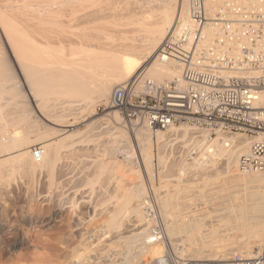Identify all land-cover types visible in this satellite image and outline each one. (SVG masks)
Instances as JSON below:
<instances>
[{"label": "bare ground", "instance_id": "6f19581e", "mask_svg": "<svg viewBox=\"0 0 264 264\" xmlns=\"http://www.w3.org/2000/svg\"><path fill=\"white\" fill-rule=\"evenodd\" d=\"M151 1L153 0H0V190L10 185L16 177L17 180L18 177L19 180L26 179L28 181L26 184L33 183L37 177H41V184L44 186L42 188L46 189L42 194L39 191L44 202L40 200L50 206L49 216L40 221L46 226L68 208V203L63 200L65 185H68V182L64 183L66 180L64 177L70 171L65 172L66 169L63 171L61 161L65 165L75 145H80L86 137L88 138L76 129V125L85 121L84 111L92 115L94 104L97 103L104 105L108 110L103 120L86 124V129H94L97 125L98 129L105 131L107 128H117L115 136L110 141H101V138L98 141L90 140L89 144L96 149L97 154L91 155L92 159L89 157V161L86 159L89 163L86 167L93 170L90 169L93 181L101 179L102 176L111 178L116 176L118 169L126 167L121 162L119 163L122 165H118L117 159L115 161L112 155L119 151L120 143L131 145L122 117L109 105L113 88L131 79L136 82L137 92L143 91L147 80L156 85L174 83L182 86L181 66L173 60L161 61L157 58V51L176 18L179 16L183 22L188 20L186 5H179L177 0H154L159 7L151 13L140 5ZM227 4L247 10H261L264 7V0H214L207 5L208 15L214 16ZM207 33L211 35L212 31L209 30ZM89 103L93 105L88 106ZM104 125L105 127H101ZM131 130L134 142L146 162V164L143 162L146 169L147 165L152 164L153 158L157 166H166L165 156L161 153L165 147H169L170 154L177 143L184 149L191 144L196 150L191 162L183 158L182 162H179V167L177 165L178 171L174 170L176 168L173 169L177 172V177H174L177 182L174 181L178 183L174 186L175 189L173 188L172 192H165L158 198L163 214V232L160 235L163 234L171 240V249L176 253L179 250L181 256L185 251L187 258L192 262L201 263L226 260L233 253L248 257L257 249L261 247L264 249V173L238 174L235 170L238 158L248 152L251 139L240 134L217 131L215 137L209 139L208 131L186 125L171 126L165 132H153L144 125ZM97 135L96 137L99 136ZM173 140H176L174 145ZM87 141L84 142L87 143L83 144L84 147L90 146ZM76 147L75 151L76 149L78 151ZM83 150L86 149H79ZM35 151L41 153L39 160L33 156ZM65 158L68 159L64 162ZM120 165L122 168H119ZM126 165H131L130 160L126 161ZM171 168L169 166L166 169L167 171L169 169L168 174L172 173ZM127 169L129 172L137 173L130 168ZM193 171L204 172L200 173L201 177L204 176L203 183L195 189L199 195L215 191L212 198L217 205L212 201L207 202L211 212L226 214L219 217L214 225L205 223L211 218L206 216L209 215L206 214L207 211L202 213L205 214L203 218L194 213L189 216L183 215L185 209L189 208V203L185 202L184 198L188 196L191 188L182 185L181 178L188 177ZM217 173L222 176L223 183L213 181ZM117 176L119 179V175ZM106 177L104 179L107 180ZM39 179L36 181L38 185ZM70 179L68 180L71 184ZM228 183L231 184L230 191ZM14 184L16 185V182ZM116 184L118 185V182ZM15 187L12 185L11 188L16 190ZM30 187L31 184L28 188ZM34 188L33 196L36 192ZM104 188L102 190L100 186L103 194L106 192ZM145 190L143 184H137V187L130 190L122 189L119 185L115 187L114 208L105 219L107 227L103 226V222L100 227L115 231V235L111 237L114 241L122 239L127 246L138 243L136 247L151 248L154 249V254L162 255L161 250L164 251L166 247L158 242L159 237L152 238V235H147L148 228H142L145 216L142 212L143 205L145 210L152 208L149 200L145 198L142 200L146 194ZM76 191L74 193L77 194ZM39 192L37 191V196ZM113 192L111 193L110 188L111 197ZM229 192L231 193L228 194ZM102 193L97 192L99 195ZM80 198L82 201V197ZM110 199L112 198L108 200ZM141 200L140 207H128L131 201H135L139 206ZM81 201L79 204H82ZM111 202L113 204L112 200ZM202 202L203 205L206 204V201ZM84 203L87 205L88 202L83 200ZM16 207L14 205V208ZM75 207L73 208L76 209ZM24 209L26 210L25 206L22 207V210ZM26 212L30 211L27 209ZM89 216L87 218H91V215ZM38 217L28 214L25 219L27 222L38 223ZM85 221L84 216L75 217L72 227L81 230L80 226ZM5 227L4 223H0V233H7L3 231ZM205 227L206 229H203ZM138 228L141 230L136 231ZM84 230L87 234L91 231L89 228ZM180 233L186 235L185 241L189 244L186 250L184 247L181 249L177 247L181 244L172 243L174 236ZM87 236L89 240L93 237ZM112 239L105 245L107 248L114 243ZM85 240V237L81 238L79 246L71 254L70 264H95V255L91 252L98 248L99 241L93 238V242L88 244Z\"/></svg>", "mask_w": 264, "mask_h": 264}, {"label": "built area", "instance_id": "2783aa9c", "mask_svg": "<svg viewBox=\"0 0 264 264\" xmlns=\"http://www.w3.org/2000/svg\"><path fill=\"white\" fill-rule=\"evenodd\" d=\"M213 1L178 0L186 5L188 20L178 16L157 51L161 61L181 66L182 86L147 80L137 92L136 82L126 81L113 88L109 105L130 129L144 125L156 132L182 124L208 131L209 139L216 131L243 135L251 142L238 158L237 170L264 173V7L227 4L211 17L207 5ZM178 148V158L195 156L191 144ZM40 154L33 156L39 160ZM163 260L153 264H166L165 256ZM202 264H264V249Z\"/></svg>", "mask_w": 264, "mask_h": 264}, {"label": "rangeland", "instance_id": "374dc122", "mask_svg": "<svg viewBox=\"0 0 264 264\" xmlns=\"http://www.w3.org/2000/svg\"><path fill=\"white\" fill-rule=\"evenodd\" d=\"M177 2H178V0H177ZM140 5L145 7V9L151 13L155 12L159 7V4L157 3V1H154V0L149 2V3H141ZM132 80H134V79H131L130 81H132ZM92 105H93V103H92ZM92 105L90 103L88 104V106H92ZM107 112H108V110H106V107L104 105L97 103V104H94L92 115L86 114V111H84V113L82 112L85 115H83L81 113L84 117L80 114L83 118H85V121H84V123L81 122L78 125H76V129H78L79 131L84 133L85 136L86 135L88 136V138L87 137H86V139L84 138L85 139L84 142L88 140L87 141L88 145H90L89 143H91V142H89L90 140L96 139L98 141V140L102 139L101 141H103V140L110 141L115 136L114 132H115V130H117V128L116 129L110 128L111 130L109 128H107L105 131L104 129H102V130L100 128L98 129V127H97L98 125H97V126H95L96 129H95V127H94V129H92V128L86 129V126H85L86 124L87 125L91 124L96 120L97 121L103 120L104 115ZM81 116H80V118L82 119ZM77 117L78 116H76V118ZM180 125H182V124H180ZM180 125H177V127ZM101 127H105V125L101 126ZM111 127H113V126L111 125ZM85 129H86L87 133H86ZM125 129H126L127 133H129L128 135H129V139L131 140V145H124V143H120L119 144L120 146H118L119 151L114 153V155H112V156L115 157L114 158L115 161L117 159L118 165L121 163L123 165L125 164V166L127 168H130L133 171H137V173H136L137 175L135 173L129 172V170L126 167H125V169L122 168V166H121L122 164H121L119 166V168L121 167L122 169H120V170L118 169V171H116L119 174L115 173L116 176L111 177L113 179V181L110 177L104 176L107 178V180H106L102 176L101 179L94 180L95 181L94 182L92 180L93 179V176H92L93 173H91L92 169L89 167H86V165L88 166V164H89L88 161L90 159H92L91 155H93V156L95 155L96 149L94 147H91L92 145L84 147L85 145H83V144L87 145V143H84V142L81 143L83 145V148H82V145L80 143H78L80 145L76 144L75 147L77 146L76 148H78V151L76 149V151H77L76 152L75 147H74L72 149V151H70L72 156L70 155L69 159L65 158V160H64V162H65L68 159L67 162H65L66 164L64 165L62 163L63 161H61V164H62L61 166H63L62 167L63 171L65 169H66L65 172L70 171L69 172L70 174L68 173L69 176L66 173V175L64 177L67 180V181L65 180L64 183L68 182V185L67 184L65 185L66 189H64V190H66V191H65V195L63 196L64 197L63 200L66 203H68V205H67L68 208H66V210L63 211L61 216H59L56 220H53V222L49 225L50 227L46 226L45 224L40 223V221L45 219V217H48L49 213H50V209H49L50 206L48 207V205L46 203L43 204L44 201L40 198V195L46 189V187H45V189L42 188L44 186H43V184H41V181H42L41 177H39L40 179L37 177L40 180V182H39L40 185H38V183H37L38 182L37 178L34 180L35 182L37 181L36 183L30 182V183L26 184V182H28L26 179L22 178L23 180L20 179L21 180V182H20L19 177H18L19 181L17 180V177H16L14 180L11 181L10 185L5 186V187H7V189L4 187L5 190H4V188L2 190H0L2 192H3V190L5 191V193L3 192V194H2V192H0V194H1L0 195V223L5 224L6 227L4 228L5 230H3V231L7 232L5 234L0 233V264H70L71 254L74 252L76 247L79 246V244H80L79 242L81 241V238H83V237H85V239H86L85 241L88 244L93 242V238L94 239L96 238L99 241L98 248L94 249L91 252L95 255V259H94L95 264H110V263L111 264H145V263L153 264L156 257H157L156 259H158L162 263V261H164L162 257H164V256L166 257V264H176L177 262H179V264H202L201 262H192L189 258H187L185 251H184L182 256L178 253L179 250H177L178 252L176 253V251L171 249L172 248V246L170 245L171 240L168 237L164 236L163 234L160 235L163 232V216H162L163 214H162V210L160 208V201L158 198L161 197L162 195H164L165 192H167V191L172 192L173 188L175 189L174 186H176L178 184V183L176 184L177 181L175 178L177 177V175H176L177 172H175V171H178V167L180 165L179 162L181 163L182 159H183L182 156L179 158L177 157L180 149L178 148V146L176 147V145H175V147H173V149H171V150H173V152H172L173 155H172V153L170 154L171 151H170L169 147H165V149L163 148L164 150L162 149L163 152H161V153H162V155L165 156L166 166H157L155 164V161L153 158L152 164L147 165V169H146V167H144L146 162H144V160L142 159L143 157L141 155V152H139V148L136 145V142H134V136H133L132 130L129 128V126H126V125H125ZM98 131H99V133H98ZM163 132H165V131H163ZM95 133H96V135L98 134L100 137L98 135H97L98 137H96ZM214 137H215V133H214V135L211 136V138H214ZM81 140H83V139H81ZM78 141H80V140H78ZM84 148L86 149L85 151L84 150L79 151V149L82 150ZM88 148H89V150H88ZM63 154L66 155L67 153H63ZM166 154H168V155H166ZM89 157H91V158L89 159ZM128 160H130L131 165H126V161H128ZM186 161L191 162L192 159H187ZM85 162H87V163H85ZM119 162H121V163H119ZM177 165H178V167H177ZM64 166H66V167H64ZM169 166H170V168L171 167H173V168H171L172 173L169 172V174H168L169 169H168V171L166 169L169 168ZM174 168H176V169H174ZM235 170L237 171L238 174H241L237 169H235ZM206 171L207 170H205L204 172L206 173ZM65 172H63V173L65 174ZM204 172H202V173H204ZM200 173L201 172L197 171V173H195V171H193V172H191V174L188 175V177L185 176V177L181 178V180H182L181 184L186 185L189 188H191V191H189L188 196L186 198H184V201L189 203V205H188L189 208L187 207L188 209L187 208H186L187 210L185 209V211L183 212L184 213L183 215L189 216L192 213H194L197 216L200 215L199 216L200 218L201 217L203 218V217H205V214L202 215V213L207 211L206 214H209V215H206V216H209L211 218H209L210 220L206 221L205 223L207 225L208 224L214 225V224H216V220L219 217H223L226 214L221 215L219 213H214V212H211V210L208 208L210 205L207 202H209V201H212V203H215V205H217L216 204L217 202L213 201V198H214L213 196H215V194H214L215 191H210V192H206V193L204 192V193H201V195H199V193L196 192V190H195V189H197L196 187L200 186L203 183L202 179H204V176L201 177ZM117 175H119V179H118ZM66 176H68V177H66ZM75 178H76V180H75ZM114 178H115V182H114ZM68 179L71 180L70 181L71 184L69 183ZM109 179H111L110 184L108 183ZM24 180H25V182H24ZM101 180H103L104 182H102ZM99 181H101V182H99ZM213 181L215 183H218V184L223 183L222 176L219 173H217L216 177L213 178ZM14 182H16V185L14 184ZM22 182L26 186L24 184H23L24 185L23 186ZM116 182H118V185L122 189L124 188L127 190L128 189L130 190V188L132 189V188L137 187V184L138 185L143 184V186L145 187L146 194L142 200H144V198H145V200H149L150 206L152 208L150 210H145L146 208L143 205L142 212H143V215H145V216H144V220H143L144 226L142 228H148L147 235H149V234L152 235L151 236L152 238L159 237V239L161 241L159 240L158 242H160L163 247H166V248H164V251L161 250L162 255H159L158 253H155L156 254L155 255L153 253L154 249H151V248L141 249L140 247H136V246H138V243H133L131 246H127V244L125 243L124 240L116 239L114 241L111 238L115 235V233H114L115 231H113L111 229L108 230V228L106 229L107 224L105 222L106 221L105 219L108 218L109 211H111L112 208H114V202H115L114 200L115 199L113 198V196H114V194H116V193H114L115 192L114 190H115V187L118 186L116 184ZM34 183H35V186L33 185ZM106 183H108L110 187L108 186V184L106 185ZM112 183L113 184L115 183L114 184L115 186H113ZM140 183H142V184H140ZM11 184L13 185V188L15 186H17V187H15L16 190L11 188L12 187ZM30 184H31V187H30L31 189L28 188L30 186ZM101 184L105 188L102 187ZM36 186H38V187L36 188ZM65 186H64V188H65ZM74 186H75V188H74ZM100 186H101L102 190H103V188L105 189L106 192L103 191V192H105V194H108L110 192V188H111V193L114 191L112 194V197H111L110 193L108 195L103 194L102 190L100 189ZM111 186H113L114 188ZM227 186H229V191H230L231 190V184L228 183ZM34 187L36 188V192L34 190L35 195L33 196L32 191H33ZM69 187H71V188H69ZM106 187L107 188L109 187V188L107 189ZM24 188H28V189H24ZM12 189H13V191H12ZM69 189H71L70 193L68 192ZM73 189H77L78 192L76 190H73ZM23 190H25V191H23ZM72 190H73V192H72ZM27 191H28V193H27ZM37 191L38 192L41 191V194L39 192V196H37L38 195ZM74 191H76L77 194L74 193ZM17 192L20 194H18ZM22 192H24L25 194L24 193L22 194ZM34 192H33V194H34ZM97 192H99V193L101 192L103 195L102 194L99 195V194H97ZM230 193L231 192H229L228 194H230ZM9 194H11V196ZM70 194H73V196L72 195L70 196ZM25 195H27V196H25ZM74 195L76 196V198ZM28 196H29V198L30 197L32 198V202H31V198L30 199L26 198ZM19 197H20V199H19ZM80 197H82L84 202H85V200H86V202H88L87 205L84 203L85 204V206H84L83 200L81 201ZM34 198H35V200H34ZM69 198H70V200H69ZM92 198H93V200H92ZM101 198H103V199H101ZM109 198H112V199L108 200ZM87 199H89V200L87 201ZM202 199H205V200H202ZM90 200H91V202H93V201L94 202L91 203ZM98 200H99V202H98ZM111 200L113 201V204H112ZM120 200H121V197H120ZM142 200L140 201L139 206L137 205V203L135 201H131L130 205L128 204L129 205L128 207H130V208L140 207ZM24 201H26V202L23 203ZM80 201L82 202V204L81 203L79 204ZM202 201H206L207 205L206 204H204V205H206L207 208L206 207L204 208ZM71 203H72V206H71ZM88 204H90V205H88ZM94 204H95V206H94ZM97 204L100 206H98ZM14 205H15V207L16 206L17 207L14 208ZM215 205H214V208L216 207ZM24 206H25L26 210L25 209L22 210V207H24ZM88 206H90V207H88ZM29 207H31V208H29ZM73 207H75L76 209H74ZM86 207H88V208H86ZM92 207H96V208H92ZM211 208H213V207H211ZM27 209L30 212H26ZM93 210L94 211L98 210V211H96L97 213L96 212L94 213ZM3 211L4 212L6 211L5 214ZM187 211H189V212H187ZM92 213H94V214H92ZM28 214L34 215L35 217L40 216L41 218L38 217L39 218L38 223L29 222V221L27 222L25 218L27 217ZM89 215H91V218H87V217H90ZM81 216H84V219H86L85 222L86 223L88 222L87 224L89 226L84 222L82 224V226H80L81 228L79 227L81 230H79V229L75 230V228L72 227L74 224V218L75 217H81ZM100 217L102 218V220H100ZM169 217L172 218L171 216H169ZM169 217H168V219H169ZM146 218H148V219H146ZM89 219H91V221ZM102 222H103V226H106V227H100ZM148 222H150V224H148ZM52 224H54V225L52 226ZM85 228H89V231L91 229V231H90L91 233L89 232L87 234L84 230ZM101 228L102 229L104 228L105 230L104 229L102 230ZM131 228L132 227L130 226V229ZM203 229H206V227ZM100 230H102V232H99ZM106 230H107V232H106ZM140 230H141V228H138V230H136V231H140ZM86 231H88V229H86ZM102 233H103V235H102ZM87 235H90L91 237L93 236L91 238L92 241H90L91 239L89 240L87 238L88 237ZM101 235H102L103 239L101 238ZM94 236H96V237H94ZM97 236H100V237H97ZM161 236H163V237H161ZM185 236L186 235L184 233H180V234L175 235L174 236L175 239H174V237L172 238V240L174 239V241H172V243H176V244L179 243L181 245H179L177 247H179L180 249L182 247H184L185 248L184 250H186V248H188L189 244L185 241ZM99 238H100V240H99ZM111 239H112V241H114V243L111 245V247L107 248L105 245H107V242ZM164 239H165V241H164ZM93 244H95V243H93ZM184 254H185V256H184ZM150 257H152V258H150ZM150 259H152V260H150ZM186 259H187V261H186Z\"/></svg>", "mask_w": 264, "mask_h": 264}]
</instances>
